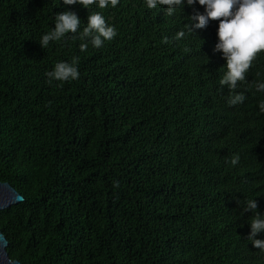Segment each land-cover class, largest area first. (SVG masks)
Wrapping results in <instances>:
<instances>
[{"label": "trees", "instance_id": "trees-1", "mask_svg": "<svg viewBox=\"0 0 264 264\" xmlns=\"http://www.w3.org/2000/svg\"><path fill=\"white\" fill-rule=\"evenodd\" d=\"M64 11L81 31L101 12L117 36L82 52L86 41L68 34L42 49ZM165 11L143 0L106 9L0 0V183L24 199L0 211L10 260L264 264L243 212L253 198L264 214V92L254 88L264 53L239 85L245 101L229 106L219 21L177 41L203 6ZM77 57L78 80L46 82L57 62Z\"/></svg>", "mask_w": 264, "mask_h": 264}, {"label": "clouds", "instance_id": "clouds-1", "mask_svg": "<svg viewBox=\"0 0 264 264\" xmlns=\"http://www.w3.org/2000/svg\"><path fill=\"white\" fill-rule=\"evenodd\" d=\"M56 4L61 0H55ZM64 5H80L85 9L96 5L99 9L109 6L115 8L120 0H62ZM147 9H156L158 6H166V15L173 17L177 12H182L185 6L198 4L203 6V12L188 17L189 24L186 30L178 31L174 37L179 41L186 35H193L194 29H203L211 20L219 21L217 27V42L214 52L220 53L219 84L221 89L227 86L229 97L227 104L236 106L242 104L246 97L244 92L238 91L239 85L246 81L249 69L257 56L264 53V0H143ZM73 34V38L86 41L79 44L80 51H87L89 43L93 48H101L106 41H112L117 36V30L109 25L101 12H94L87 17V23L81 31V20L72 11H64L55 15L54 27L51 31L43 34L38 41L41 48H46L50 42L60 41L66 35ZM163 43H169V38L164 37ZM185 52L190 49L185 48ZM79 58L72 61L57 62L54 68L46 72L47 83L69 82L78 80ZM255 91L264 92V81L254 83ZM258 110L264 114V100L259 101ZM240 157L234 156L230 163L235 166ZM113 186L120 187L118 181ZM243 212H251L249 219L250 234L247 240L257 248L256 254L264 263V239H255L258 234L264 233V214L257 212V203L252 198L246 201ZM9 264H14L9 261Z\"/></svg>", "mask_w": 264, "mask_h": 264}, {"label": "water", "instance_id": "water-1", "mask_svg": "<svg viewBox=\"0 0 264 264\" xmlns=\"http://www.w3.org/2000/svg\"><path fill=\"white\" fill-rule=\"evenodd\" d=\"M23 200V197L9 183H0V211L6 210ZM7 246L8 242L0 231V264H9L10 258L7 253ZM13 262L14 264H21L17 260Z\"/></svg>", "mask_w": 264, "mask_h": 264}]
</instances>
